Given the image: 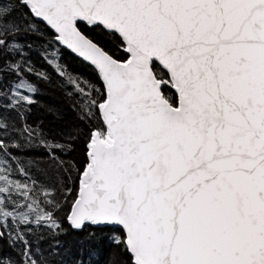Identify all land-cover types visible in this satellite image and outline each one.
Returning a JSON list of instances; mask_svg holds the SVG:
<instances>
[{
	"label": "snow or ice",
	"instance_id": "6c2138e0",
	"mask_svg": "<svg viewBox=\"0 0 264 264\" xmlns=\"http://www.w3.org/2000/svg\"><path fill=\"white\" fill-rule=\"evenodd\" d=\"M0 264H264V0H0Z\"/></svg>",
	"mask_w": 264,
	"mask_h": 264
}]
</instances>
